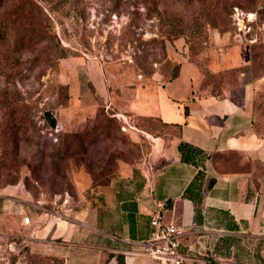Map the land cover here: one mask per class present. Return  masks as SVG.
<instances>
[{
    "label": "rangeland",
    "instance_id": "rangeland-1",
    "mask_svg": "<svg viewBox=\"0 0 264 264\" xmlns=\"http://www.w3.org/2000/svg\"><path fill=\"white\" fill-rule=\"evenodd\" d=\"M179 41L200 55L215 89L213 70L227 68L237 53L248 55L257 75L264 70V0H0L1 183H22L23 195L62 211L79 208L80 196L137 162L141 151L113 117L117 108H107L109 97L124 106L135 86L153 84L158 68L165 71L159 81L170 78L176 63L168 49ZM61 46L70 54L57 59ZM189 76L168 79L166 90L145 89L141 104L159 111L167 94L185 104L195 84ZM123 112L135 116V107ZM77 132L85 139L67 155L64 141ZM33 156L42 179L27 166ZM52 260L44 256L38 264H82Z\"/></svg>",
    "mask_w": 264,
    "mask_h": 264
},
{
    "label": "crops",
    "instance_id": "crops-1",
    "mask_svg": "<svg viewBox=\"0 0 264 264\" xmlns=\"http://www.w3.org/2000/svg\"><path fill=\"white\" fill-rule=\"evenodd\" d=\"M177 46L168 49L179 65L175 80L185 74L195 80L185 104H177L171 94L159 111L141 104L145 89L166 90V81L174 79L159 81L165 74L160 68L153 84L135 86L124 106L109 97L107 108L114 105L123 115L141 148L135 176L125 164L108 185L80 196L79 208L62 211L23 195L22 183L0 185V264H32L26 261L29 255L82 264H154L146 241L152 214L161 206L166 221L188 228L182 239L185 254L209 258L212 264H264V71L253 74L248 55L237 53L227 68L213 70L219 82L215 89L205 83L200 55L184 49L181 41ZM225 69H235L234 75L224 74ZM89 73L95 87L98 72ZM131 107L135 116L123 112ZM140 116L181 123L182 134L140 129ZM180 141L198 146L206 157L200 164L184 162ZM198 172L203 174V199L197 218L185 190Z\"/></svg>",
    "mask_w": 264,
    "mask_h": 264
},
{
    "label": "trees",
    "instance_id": "trees-1",
    "mask_svg": "<svg viewBox=\"0 0 264 264\" xmlns=\"http://www.w3.org/2000/svg\"><path fill=\"white\" fill-rule=\"evenodd\" d=\"M70 54V49L61 46L59 52L56 55V58H66ZM199 65L202 67L204 73H205V83L208 84V73L205 71V66L201 63V61L198 62ZM174 72L172 74V78L176 77L178 75L179 65L176 64L174 67ZM264 71V70H263ZM261 71V72H263ZM260 72V73H261ZM69 96H70V87L68 86ZM51 112V111H50ZM52 113V112H51ZM114 115L117 114V112H113ZM115 119L117 118L119 122L120 128H122L126 133L129 134V138L135 143L139 151H141V148L139 144L132 138V135L130 133L129 126L122 120L119 119L116 115L113 116ZM109 121H114L113 119H108ZM58 123V122H57ZM50 124V123H49ZM136 125L138 128L147 130L151 133H161V134H173L177 136H181L182 134V127L183 125L181 123H169L164 122L163 120L156 118V117H148V116H140L137 121ZM124 127H126L124 129ZM85 139V135L83 133H76L71 136V138L64 141L65 150L67 151V155L72 154L73 152V145L82 144L83 140ZM179 151L181 153V159L184 162L193 163V164H200L201 159L205 156V152L199 148L198 146H195L194 144H191L186 141H180L178 145ZM74 154V153H73ZM37 159L36 156H33L31 158L30 162H27V166L30 169L31 173L36 176V178L42 179V166L39 164L34 163V161ZM136 163H129L131 167L133 168V176H135L137 168L135 167ZM2 166L0 165V185L7 186L6 184L1 183L2 181V174H1ZM9 170H11L9 168ZM13 170V168H12ZM120 172V169H119ZM119 172H117L116 175H114L109 181H107L104 185H108L114 178H116L119 175ZM16 184V183H15ZM212 182H210V185ZM203 174L201 172H198L195 179L189 184V186L185 190V195L192 199L195 203V210H196V216L198 218V215L201 211V203L203 199ZM42 256H32L29 255L26 259V261L32 263V264H38L40 262ZM31 260V261H29ZM15 261L14 256L12 257V262Z\"/></svg>",
    "mask_w": 264,
    "mask_h": 264
},
{
    "label": "built area",
    "instance_id": "built-area-1",
    "mask_svg": "<svg viewBox=\"0 0 264 264\" xmlns=\"http://www.w3.org/2000/svg\"><path fill=\"white\" fill-rule=\"evenodd\" d=\"M115 115L125 121L123 115ZM162 217L161 206L152 214L150 237L146 241V252L154 264H212L209 258L185 254L182 251V239L188 232L173 222L165 223Z\"/></svg>",
    "mask_w": 264,
    "mask_h": 264
},
{
    "label": "water",
    "instance_id": "water-1",
    "mask_svg": "<svg viewBox=\"0 0 264 264\" xmlns=\"http://www.w3.org/2000/svg\"><path fill=\"white\" fill-rule=\"evenodd\" d=\"M45 117L49 121L51 127L55 128L58 126L57 117L50 111H45Z\"/></svg>",
    "mask_w": 264,
    "mask_h": 264
}]
</instances>
